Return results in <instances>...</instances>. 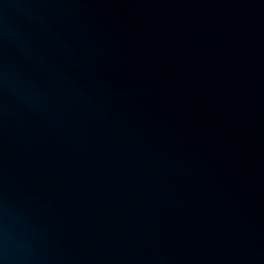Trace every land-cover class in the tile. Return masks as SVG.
Here are the masks:
<instances>
[{
  "label": "water",
  "instance_id": "obj_1",
  "mask_svg": "<svg viewBox=\"0 0 264 264\" xmlns=\"http://www.w3.org/2000/svg\"><path fill=\"white\" fill-rule=\"evenodd\" d=\"M0 264H264V0H0Z\"/></svg>",
  "mask_w": 264,
  "mask_h": 264
}]
</instances>
